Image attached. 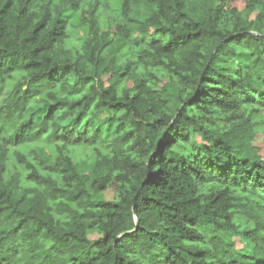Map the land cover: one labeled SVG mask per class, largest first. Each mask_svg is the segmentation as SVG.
<instances>
[{
    "label": "trees",
    "instance_id": "1",
    "mask_svg": "<svg viewBox=\"0 0 264 264\" xmlns=\"http://www.w3.org/2000/svg\"><path fill=\"white\" fill-rule=\"evenodd\" d=\"M0 264H264V1L0 0Z\"/></svg>",
    "mask_w": 264,
    "mask_h": 264
},
{
    "label": "rangeland",
    "instance_id": "2",
    "mask_svg": "<svg viewBox=\"0 0 264 264\" xmlns=\"http://www.w3.org/2000/svg\"><path fill=\"white\" fill-rule=\"evenodd\" d=\"M69 35L68 37L66 38L65 40V47L69 48V49H78L82 43V37L84 36V31L83 29L80 27V28H72V27H69ZM150 33V32H149ZM148 33V34H149ZM148 34H134L132 37H131V40L132 41H138L140 38L148 35ZM67 130H70L74 133H77L80 131V128H68ZM192 139H191V145L193 147H208L210 146V142L206 141L197 131L193 130L192 131ZM47 149H44V148H40V152L44 155H47L48 157V154L49 152L46 151ZM79 168L81 171H88L89 170V167H91L92 163L89 162V160L87 159H84L82 161H80L79 163ZM107 197L110 196V194L107 192L106 193ZM89 237L90 238H95L97 237V233H94V232H89ZM247 247H249V244L247 245ZM251 248V247H250ZM249 248V249H250Z\"/></svg>",
    "mask_w": 264,
    "mask_h": 264
},
{
    "label": "water",
    "instance_id": "3",
    "mask_svg": "<svg viewBox=\"0 0 264 264\" xmlns=\"http://www.w3.org/2000/svg\"><path fill=\"white\" fill-rule=\"evenodd\" d=\"M134 220H135V226L137 225V220H136V216H134Z\"/></svg>",
    "mask_w": 264,
    "mask_h": 264
},
{
    "label": "built area",
    "instance_id": "4",
    "mask_svg": "<svg viewBox=\"0 0 264 264\" xmlns=\"http://www.w3.org/2000/svg\"><path fill=\"white\" fill-rule=\"evenodd\" d=\"M264 1V0H263Z\"/></svg>",
    "mask_w": 264,
    "mask_h": 264
}]
</instances>
